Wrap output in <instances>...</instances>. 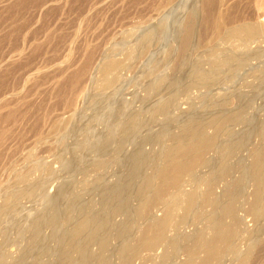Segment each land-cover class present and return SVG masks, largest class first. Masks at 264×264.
I'll list each match as a JSON object with an SVG mask.
<instances>
[{
	"label": "rangeland",
	"instance_id": "1",
	"mask_svg": "<svg viewBox=\"0 0 264 264\" xmlns=\"http://www.w3.org/2000/svg\"><path fill=\"white\" fill-rule=\"evenodd\" d=\"M200 2V0L189 2L187 0H0V260L4 258L7 263H12L22 256L26 251V245L30 242L29 230L35 216L46 213L51 199L55 200L54 197L62 191L63 185L70 184V188H65L60 193L57 202L58 217L55 222L45 229L35 244H32L29 257H23L18 263L56 264V253L62 237L73 228L66 220L75 217L80 207L89 202L91 207L98 208L100 191L108 184L121 181L126 175L127 162L136 142L146 137H155L152 143L144 147L147 162L140 177L151 171L155 174L164 164L163 147L167 143L168 136L178 132V124H171L170 121H175L180 115H185L184 117L187 118L195 113L208 117V111L217 109L210 107L211 99L214 97L220 100L225 94L224 91L208 96L204 90L186 94L182 90L183 87H180V94H183L179 95L176 106L171 107L167 115L160 116L156 122L149 123L141 130L137 129L138 133L134 130L130 136L132 140L128 138V142L121 147L124 155L119 153L120 151L117 154L114 152L121 140L118 134L119 126L129 116L127 114L141 117L142 110L150 103L145 89L149 84L151 85L154 76L171 75L181 59L177 37L179 39L180 30L189 21L198 24L203 18V14L201 18L200 15L192 21L189 17L194 7L201 6ZM197 29L200 30L201 26L197 25ZM145 37L151 41L147 45L148 51L140 54L137 50ZM217 45V41L199 44L196 52L188 51L183 54L184 60L194 63L198 59H205L204 53L213 50ZM132 51L134 54L130 57ZM113 56L121 62L122 68L117 74L116 83L103 88L104 78L100 68L110 59L109 57ZM262 67L261 65L260 68ZM79 71L83 73L75 80L74 74ZM239 73L236 77L240 79L236 78L237 82L234 78V82L232 80L229 83V90L234 91L236 86L233 84L236 82L239 86V94L245 98H255V103L245 112V116L247 114L246 117L250 121L244 122L241 127H236V139L233 138L232 142L234 139L237 142L229 147L235 158L231 155L233 162L230 157L229 161L232 163L228 161L229 164L226 165L229 170L234 169V172L230 171L232 174L229 172L230 175L221 180L226 186L220 182L215 191L216 196H219L223 192L221 190H225L226 187L228 190L233 189L232 185L238 178V171L245 168L247 160H250L248 149L258 142L257 124L261 123L264 117L262 116L264 89L258 90V93L262 91L259 94L254 92L253 87L247 89L243 84L250 83L252 79L243 80L242 71ZM229 90L228 92L231 93L232 91ZM170 95L171 92L165 93L162 99L166 100ZM236 105V101L232 99L229 109H234ZM191 106H194L195 112L188 113ZM96 108L99 110L95 111ZM145 118H148L147 114ZM106 140H110L112 146L108 155L99 153V148ZM239 140L241 153L240 150L234 149L235 143L239 144ZM237 152L239 153L236 154ZM212 153L209 157L212 158L213 155L215 160L217 157ZM109 157L112 158L105 169L93 170L94 165L91 163ZM236 161L240 163H234ZM212 166L213 168L206 170L207 174L204 173L207 179L210 177L208 175L212 174L211 177H216L215 175L219 173L216 165ZM209 170L212 173H209ZM204 174L200 176L204 181L200 177L199 181L197 180L202 189L205 188L203 182L211 184V177L207 181L203 177ZM232 175L236 178L231 177ZM231 180L232 183L228 182ZM207 184L206 186L209 185ZM251 185L247 177L242 185H239L240 189L238 188L239 194L245 192L240 194L242 197L243 194L245 196L237 203L236 214L239 219L241 218L239 220L241 222H238L240 227L239 224L237 226L241 234L237 233L234 245L239 251H242L241 248H244V251L247 249L248 244L244 238H247L246 233L254 226L251 216L244 213L247 209V199L250 198ZM12 194L18 198L16 199ZM5 204L9 207L7 208ZM133 205L136 203L134 202ZM199 205L185 225L177 222V218L174 223L182 226L178 229L171 224L174 226L169 234L174 235L176 246L167 244L163 252L158 251L157 256L154 257L148 252V254L143 252L135 264H174V261L185 258V246L200 232L201 227L204 226L201 229L203 232L207 230L205 234L209 236L210 227L216 221L218 214L220 215V204L216 207L213 203ZM201 208L202 213H200ZM206 212H209V215ZM156 213L157 216L161 215V212ZM204 215L205 220L202 217ZM237 216H234V219H238ZM122 219L123 215L118 216L114 218L113 223L117 224ZM200 224L203 226L200 227ZM238 244H242L241 248ZM230 245L223 248L224 253L218 255V259L213 261L214 264L222 262V264H234L232 257L237 250H233ZM182 247L184 249H181ZM97 250V245H94V251ZM227 251H233L232 257ZM106 253L102 254L104 260L101 264H109ZM73 257L75 264L77 255L74 254ZM250 263L264 264V252L256 253Z\"/></svg>",
	"mask_w": 264,
	"mask_h": 264
},
{
	"label": "bare ground",
	"instance_id": "2",
	"mask_svg": "<svg viewBox=\"0 0 264 264\" xmlns=\"http://www.w3.org/2000/svg\"><path fill=\"white\" fill-rule=\"evenodd\" d=\"M189 1L187 0V2ZM200 1L202 4L200 2L199 5L201 6L197 5L198 7H194L190 11L189 17L192 21L203 14V18L199 20L198 24H192L189 21V23L184 25L183 29L180 30L178 35L179 39L177 37L181 59L172 70L173 72L171 75L165 77H162L161 74L153 75V82L145 89L150 99L147 100H149V104L153 105L149 106L148 104V106L142 110L141 117L140 115L127 114L129 116H127L119 126L118 134L119 137L121 136V140L114 149V152L117 154L120 151L119 153L123 154L121 147L128 142V138H130L134 130H141L146 125L148 126L149 123L156 122L160 116L164 114L167 115L170 108L176 106L179 95L183 94H180V87H183L182 90L186 94L191 92L197 93L204 90L208 96H212L215 92L224 91L225 94L222 95L223 97L220 100L214 97L211 99L212 104L210 107H215L218 110L208 111V117L195 113L187 118L184 117L185 115H180L175 121H170L171 124H178V132L168 136L166 140L167 143L163 147L164 164L155 174L151 171V173H144L142 177H140L141 173L145 170V164L147 162V154L144 147L146 144L152 143L155 137H146L138 143L136 142L127 162L126 175L121 181H116V183L112 185L108 184L100 191L97 204L98 208L91 207L89 202L80 207L75 217L66 220L72 224L73 228L69 232H64L65 234L62 237L60 247L56 253V264H74V254L77 255L75 264H101L104 260L102 254L105 252H107L106 259L109 264H135V261L138 260L140 254L143 252H148L149 255L152 254L153 256L150 255L151 257L157 256V252L162 251L167 244L176 246L175 237L169 234V232L174 225L178 227V229L182 225H179L180 227L177 226L174 220L177 221L178 219L177 222L180 224L184 223L185 225V223H187L186 221L190 218L199 204V206H204L213 203L215 207L217 204H220L221 209L220 215L218 214L219 217L217 216L218 219L216 218V221L210 227L211 234L209 235L207 233L209 235L207 236L205 234L207 230L203 232L201 228L204 226L200 224V227L203 226L200 228L201 230L199 229L200 232L195 235L194 238L192 237V239L188 241V245L185 246V258H181L182 260L179 259L176 262L174 261V264H211L218 259L219 254L224 253L222 252L224 247L231 244L230 246L234 248L233 250L238 249L237 246L234 245V239L236 235H238L237 233L241 234V231L238 232V229H240V224L238 222H241L239 221L241 218L239 219L236 214L238 210L237 203L242 197L240 194L245 193L242 192L239 194L238 190L240 189L239 185H242L247 177L252 183V189L249 194L250 198L247 196V209H245L244 213L251 216L254 226L246 233L247 238H244L248 244L245 251L244 248H241L242 244H238L242 251H235L233 257V251L227 252L231 253V257L233 258L232 263L234 264H248L252 261L256 253L264 252V117L261 123L258 122L261 119L257 120V125L259 126L257 144L252 138L254 134L250 137L253 143H255V145H249V147L251 146L248 149L250 160H247L245 168L239 170L240 173L235 168L238 171V178H236V176L233 177V175L231 176L234 179L236 178L235 182H233L234 186L232 185L233 189L228 190L226 187L227 189L224 188L225 190H221L223 192H221L219 196L215 195L216 188L219 186V183L222 182L221 180L225 178V176L228 177L227 175H230L228 173L232 171L229 170L230 168L226 165L230 162L229 158L234 156L231 154L233 151L230 152L231 149L229 147H231L234 142H237V140H235L236 127H241L244 122L246 123V121L249 120V118L246 117L247 114L245 116V112L249 106L251 107L255 103V98H245L239 94V86L236 82L233 84V86L236 87L234 91L231 90V92L229 90V83H231L232 80V82H234V78L236 79V76L242 71L241 78L243 80L252 79L250 83L243 84L244 87H247V89L253 87L254 92L257 94L260 92L262 93V91L258 93V90L264 89V47H262V45L264 46V0H255V2L252 0ZM201 17L202 15L200 18ZM197 25L201 26L200 30L197 29ZM150 41L148 37H145L137 51L140 54L148 51L146 49ZM213 41H217L218 45L213 50H208L209 52L204 53L205 59H198L194 63H191L190 60L187 62L185 61L186 59L184 60L183 54L185 52H196L199 44L206 42L211 43ZM254 45L255 47H252ZM190 52L189 54H191ZM133 54L132 51L130 57L131 55L133 56ZM109 58L110 59L106 60L100 68V73L104 78L103 88L112 86L116 83L118 78L117 74L122 68L121 62L116 60L114 56ZM261 65L263 66L262 68H260ZM247 67H249V69H247ZM81 73H83V71L74 74V79L77 80L80 75H82ZM151 74H149V76ZM237 79L236 81L238 82ZM228 90L231 93H229ZM168 92H171L170 97L166 100L164 98L162 99L165 93ZM232 99L236 101L237 105L234 109H229ZM100 104L99 106L101 107ZM98 108H96L95 111ZM192 112H195L194 106H191L190 110H188V113ZM146 114L148 118H145ZM262 116H264V114ZM80 120L82 121V119ZM257 129L258 128H256V130ZM238 131L240 132V130ZM132 136L134 135L132 134ZM233 138L235 139L232 142ZM224 143H226V145ZM240 143V140L239 144L235 143V150H240ZM111 148L110 140H106L99 148V153L101 152L102 154L108 155ZM241 151L242 150H240V153ZM211 152L215 153L217 157L215 160L213 155L211 156L212 158L209 157ZM238 153L239 152L236 154ZM111 158L112 157H109L108 159L91 163V165H94L93 170L105 169ZM236 160L238 161V159ZM237 161L234 163H240ZM232 162H230V164ZM214 164L219 173L215 175L216 177H211L212 174L208 175L211 177V180L209 179L210 177L208 178L211 184L203 182L205 188L202 189L201 186H199L200 184L198 185V179L204 173L207 174L206 170L211 167L213 168L212 165ZM238 167H240V165ZM89 170L88 172H90ZM210 170L209 173H212ZM232 172H234V169ZM232 172L230 173L232 174ZM213 173L215 174L216 172ZM205 174L203 177H205ZM234 175H236V173H234ZM200 179L203 180L201 177ZM204 179L207 178L205 177ZM208 179L207 181H209ZM228 182L232 183V180ZM206 184L208 186H206ZM69 185L70 184L63 185L62 188L68 189ZM227 185L229 186L230 184ZM223 186L226 185L224 184ZM61 192L55 196L56 198L54 197V201H52L53 198L51 199L52 203L49 200V204H51L47 205V207H49L47 208L48 210L46 209V213L39 212L40 215L37 214V216H35L36 218H34L29 230L30 242L26 245V251L22 256L18 260L12 261V263H7L6 259L3 258V260H0V264H18L19 260L23 257H29L32 251V244H35V241L41 238L40 236L45 229L51 226L58 217L57 202ZM243 195L245 196V194ZM18 196L20 197V195ZM14 197L16 198L15 195ZM134 202L136 205H133ZM6 207L8 208L9 206ZM154 210H156V212H161V215L157 216ZM200 210V213H202V208ZM196 211L194 214H196ZM206 213L209 215V212ZM206 213L203 214L207 215ZM212 213H214V211H212ZM122 215L123 219L120 222L117 224L113 223L114 218ZM205 215L202 216L204 218L203 220H205ZM211 215L213 217V214ZM234 216H237L238 219H234ZM215 217L216 216H214V218ZM135 218L137 220H135ZM208 218L209 217H207V219ZM195 219L198 220V218ZM237 224H239V227ZM245 228L244 226V229ZM113 242L115 244H113ZM94 245H97V251H94ZM181 249H184V247ZM94 261L95 263H93ZM218 262L220 263L219 260ZM212 264H214V262Z\"/></svg>",
	"mask_w": 264,
	"mask_h": 264
}]
</instances>
